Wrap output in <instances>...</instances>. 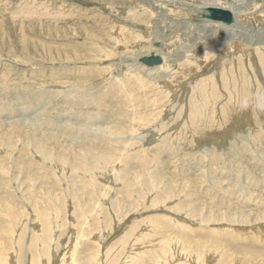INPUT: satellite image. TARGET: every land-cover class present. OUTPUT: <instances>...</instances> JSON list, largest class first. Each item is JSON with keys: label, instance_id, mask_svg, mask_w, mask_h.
Here are the masks:
<instances>
[{"label": "rangeland", "instance_id": "374dc122", "mask_svg": "<svg viewBox=\"0 0 264 264\" xmlns=\"http://www.w3.org/2000/svg\"><path fill=\"white\" fill-rule=\"evenodd\" d=\"M151 25L136 0H0V264H264V42L151 85L124 73Z\"/></svg>", "mask_w": 264, "mask_h": 264}, {"label": "bare ground", "instance_id": "6f19581e", "mask_svg": "<svg viewBox=\"0 0 264 264\" xmlns=\"http://www.w3.org/2000/svg\"><path fill=\"white\" fill-rule=\"evenodd\" d=\"M136 1L138 4L142 5L143 7H145L149 11L151 24L153 25V27L155 29L154 32H153V29L152 30L149 29L148 34H150V36L146 37L148 48L147 47L141 48V49H144V51L142 50L143 52H137V53L134 52L135 53L134 54L135 62L132 59L131 60L128 59V63H127V66H126V69L124 72V73H130V74L133 73L135 80L139 83H143V81H144V83L148 82L151 85L152 84L157 85L162 80L161 76L163 73H170V74L173 73L172 72L174 69L173 66L175 64L179 65V66L181 65L182 68H187L189 71H191L193 69V67H196L198 71L200 69L202 70L203 69L202 66L206 65L205 63L207 62V60H211L215 55H222V54L229 55V56L236 55V57L234 56L235 58H233V61H232L233 64H235L236 62H239V60L240 61L245 60L244 56L246 53L258 51L259 45L264 42V41H261L258 39H253L252 37H250V35L246 34V32H243V34H239L240 30H243V27L246 24V22L247 23L250 22L252 24H255V22H256V25H257V23L259 24L258 20L260 21L261 18L264 17V9H262L260 12H256V11L251 12L252 7L250 8V5L244 0H230V2L227 0H200L201 1L200 4L194 3L193 0H190L189 2H183L181 0H165V1L164 0H161V1L160 0H136ZM214 8L227 11L229 13V16L231 17L230 19H232V22L229 25H227V24L219 22V21L218 22L217 21H210V20H206L205 18H203L205 16L204 11L206 9L212 10ZM141 10H142V8H141ZM140 11H138V12H140ZM143 13H144V11H143ZM133 14H134V16H132V18L139 17L135 13H133ZM192 16L196 17L194 20L195 22H197L198 24L199 23L202 24L203 30H205L209 36V38L207 37L208 40H206L205 35L204 36L200 35L199 30H197L198 25L192 23V21H191V24L189 23V20ZM137 20L140 21L139 19H136L135 21H137ZM123 23H125V22H123ZM149 24L150 23H148L147 26H149ZM261 24H262V22H261ZM132 26H133V24H132ZM149 28H150V26H149ZM183 28H185V30H184L185 32L181 31V29H183ZM201 31H202V29H201ZM166 32H168V34H166ZM256 33H257V31H256ZM145 34H147V32H145ZM141 36H143V34ZM118 37L120 38V36H118ZM186 38H188V39L193 38V39H191V43H190ZM182 42H184V43L182 44ZM153 43H154V46H159L158 43H160V48L157 49V48L153 47ZM180 45H183V47L179 48ZM180 49L185 50L184 53H182L181 55H179L177 53V51ZM126 51H128V50H126ZM152 51H154V52H152ZM150 52H152L151 54L157 55L160 58V63L157 64L156 66L145 67L146 69H144V68H142V66H140L139 59H141L140 57H142L144 54H146V55L150 54ZM171 52H172V55H171ZM111 60L113 61L114 59L112 58ZM212 60H214V59H212ZM105 62H106V60H105ZM214 62H215V60H214ZM113 64H115V63H113ZM158 65H160V66H158ZM241 65H242V62H241ZM95 66H97V69L101 73H105L106 76H111V78L113 77L115 80H119L120 75L117 73H120V72L118 70L114 71L115 69L113 66H110V67L101 66L98 63H96ZM183 72L185 73V70ZM186 72H187V70H186ZM149 73H155L156 75H152ZM144 74L148 78H150L151 80L150 81L144 80V77H146ZM246 83H248V82H246ZM244 91H245V89H244ZM248 92H249V89H248ZM230 93H229V95H230ZM127 94L128 93L124 92V96L126 99H127ZM244 104H246V103H244ZM223 113H225V112H223ZM197 116H199V115H197ZM200 116H201V114H200ZM191 118H193V116ZM195 118H197V117L195 116ZM199 119H200V117H199ZM194 122H195V120H194ZM158 225H159V222H158ZM165 225H167V224H165ZM154 228L156 229L158 227H154ZM173 235H174V233H173ZM71 236H72V234H71ZM193 249H195V248H193ZM177 250H178V247H177ZM153 252H154V250H153ZM179 255H181V254H179ZM179 264H180V262H179Z\"/></svg>", "mask_w": 264, "mask_h": 264}, {"label": "water", "instance_id": "95a60500", "mask_svg": "<svg viewBox=\"0 0 264 264\" xmlns=\"http://www.w3.org/2000/svg\"><path fill=\"white\" fill-rule=\"evenodd\" d=\"M207 12L209 14H205L204 17L202 16L206 20L217 21V22L219 21L227 25H229L232 22V19H230L231 17L229 16V13L227 11L214 8L212 10L207 9ZM139 63L144 65L145 67H151V66L159 64L160 58L159 57L155 58L154 55H151L149 59H144L142 60V62H140V59H139Z\"/></svg>", "mask_w": 264, "mask_h": 264}]
</instances>
